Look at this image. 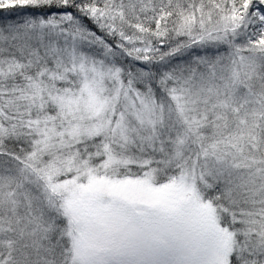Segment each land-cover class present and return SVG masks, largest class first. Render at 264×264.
<instances>
[{
  "label": "snow or ice",
  "instance_id": "snow-or-ice-1",
  "mask_svg": "<svg viewBox=\"0 0 264 264\" xmlns=\"http://www.w3.org/2000/svg\"><path fill=\"white\" fill-rule=\"evenodd\" d=\"M0 264H264V0H0Z\"/></svg>",
  "mask_w": 264,
  "mask_h": 264
}]
</instances>
